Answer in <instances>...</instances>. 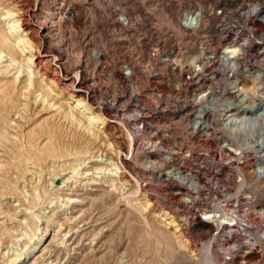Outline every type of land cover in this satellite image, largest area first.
I'll return each instance as SVG.
<instances>
[{"label": "rangeland", "instance_id": "rangeland-1", "mask_svg": "<svg viewBox=\"0 0 264 264\" xmlns=\"http://www.w3.org/2000/svg\"><path fill=\"white\" fill-rule=\"evenodd\" d=\"M41 1L0 0V23L4 25L8 16L14 17L20 22L18 33L25 35L32 30L34 33ZM87 1L91 0H58L59 9L54 10L62 19L58 32L64 36L69 51H79L85 72L86 67H91L87 78L76 80L75 95L101 117L103 129L95 138L89 139V135L87 138L82 129L59 117V108L55 110L43 103L36 96L39 90L27 97L18 94L13 101L16 108L7 107L2 113L0 122L5 118L2 128L6 139L0 137V182L14 180L16 187L0 194V263L7 255L21 251L25 241H31L33 228L28 227L36 224L39 230L47 226L46 242L40 251L31 250L16 264H264V0H194L202 5L203 11L220 15L219 18L205 26V18L196 10L199 30L191 38L174 35L171 43L179 47L204 45L198 76L191 68V82L180 81L175 78L177 69L167 66L163 71L151 65L141 69L146 78L141 80L139 88L132 82L126 88L123 85L127 82L114 79L121 71L119 65L127 58L147 60L145 52L150 48V40L138 30L130 40L122 33L125 22L119 15L124 5L121 2L105 0L101 6L94 2L91 7L96 0L89 4ZM145 5L149 11L147 5L151 4ZM9 10L10 14H5ZM168 10L161 3L160 15L154 17L157 21L160 17L170 27L176 18H169ZM142 15L136 18L140 20ZM165 24L162 27L166 29ZM101 27L105 29L99 34ZM148 27L154 30L153 23L149 22ZM91 28L98 36L108 38L111 61L104 64L98 61L94 66L91 52L83 55L79 39L91 38ZM223 38H228L225 40L241 51L238 58H231L225 70L215 56L218 42ZM158 44L163 45V41L159 40ZM29 54L23 52L22 56L26 59ZM88 54L91 63L86 62ZM33 62L28 69L26 61L13 60L0 47V89L6 80L16 78L17 83L23 82L29 71L31 75L45 72L43 77L50 75L48 70H39V60ZM62 67L65 77L63 82L56 81L59 89L54 87L53 92L68 97L62 91L65 88L69 91L73 75L70 67ZM180 70L186 73L189 69L182 66ZM235 70L239 79L236 87L245 85L254 94L245 95L241 89L235 97L226 98L232 91L230 82ZM196 82L207 84L209 93L192 96ZM225 101L227 111L222 116L226 123L228 119L227 127L241 122L247 129H223L218 109ZM163 102L169 106L166 114L161 112ZM122 113L127 121L147 119L144 123L150 136L163 132L167 140L171 138L174 147L155 148L148 143L137 146L134 135L138 132V122L128 125L120 116ZM50 119L61 123L59 129L65 141L81 143L87 153L47 159L41 165L27 163L23 173L18 170L5 173L2 167L14 161L13 152L23 145L22 136L36 123ZM125 131L133 137L130 152ZM142 134L138 136L145 141L150 139ZM45 138H39L37 146H42L47 141ZM82 160H85L83 168L71 169ZM63 163L66 170L52 176ZM93 164L100 169L88 168ZM135 178L142 190L136 197L137 207L147 198L150 202L144 210L152 224L148 233L138 212L122 201L123 193L136 185ZM61 180H66L63 188ZM65 193L72 194L77 202L62 208L63 199L67 198ZM219 215L230 217V222L225 220L220 224ZM157 219L173 223L165 225ZM163 232L168 238L161 240L159 236ZM178 241L185 247L179 246Z\"/></svg>", "mask_w": 264, "mask_h": 264}, {"label": "bare ground", "instance_id": "bare-ground-1", "mask_svg": "<svg viewBox=\"0 0 264 264\" xmlns=\"http://www.w3.org/2000/svg\"><path fill=\"white\" fill-rule=\"evenodd\" d=\"M57 1L58 0H42L41 1L42 5L39 7V10L37 12V17H36V23H37L36 28L37 29H34L35 34L32 33L33 30L29 34L26 33L25 35L18 33L20 31L17 30V28L19 29L20 22H19V20H14L13 19L14 17L12 18V17L8 16L9 20L7 22L4 21L5 22L4 25H2V23H0V47L2 49H6L7 53L10 55V57L13 60L18 59L19 61L20 60L26 61L28 64L27 65L28 69L31 66V64L34 63L33 60H39V63H37V65H39V67L41 68L39 70H44V71L48 70V72L50 73V75H48V76L51 78L48 80L47 79L48 76L43 77V75H46V72L43 75L38 76L37 75L38 73H36V74L33 73V75H31V73L29 71V72H27V75H24V76H26V78L23 82H21L19 80V83H17L18 80L16 82V78L14 80H9V81L6 80L4 83L5 86L3 84L2 89H0L1 90L0 91V116L7 109V107L8 108L10 107V110L11 109L14 110V108H16L15 105L13 104V101L15 102L16 96L18 94L19 95L22 94L23 96L27 97L28 94L31 95L35 91L39 90L40 92L36 96H40L39 99H42V102L43 103L45 102V104H47L48 107H55V110L57 108H59L60 113L58 115L61 119H63V121L65 120V121L69 122L71 126H74V128L82 129L85 132V134L87 133L86 134L87 138H89V137H90L89 139L95 138L96 135H98L97 133H99L103 129L102 128L103 121H102L101 117L99 115H97V113H95V111H93L88 105H86L85 102L81 98H79V97H77V95H75L76 91H78L77 90L78 88L76 85V82H77L76 80L80 81L82 78H85L86 72H85V69H83V66L81 63V58H80L79 53H78L79 51L78 52L76 51V53H74V52L71 53V51H69V48H68L69 46L67 47L66 40L64 39V36L62 34H60L61 32H58V29L61 26V20L62 19L60 16H58V14H56V12L54 10V9H59L58 8L59 4L57 5V3H58ZM102 1L103 0L93 1V3H91V7L95 3H98L99 6H101L102 5L101 3H103ZM179 2H180V0H179ZM179 2L177 4H172L169 2H165L164 0L162 1V3L164 5H167L169 7L168 11H170L169 13H171V15H170L171 17H169V18L175 17L176 19H178L179 22H181L182 20L187 21L188 18L191 19L192 16L188 17V15H189L188 12L190 9L188 7L189 5L186 4L187 6H185V5L183 6V3L181 4ZM148 6L150 8L148 9L149 11H147V12H149V14H151V12H153L154 9L151 7V5H147V7ZM173 6H174V8L171 10V8ZM144 7L146 9V5ZM175 9L176 10L178 9L177 11H180V12H176ZM10 11L11 10L6 11L5 14H7V15L10 14L9 13ZM169 13H168V15H169ZM98 15H99V13H98ZM144 15L145 14H143L140 17V20L144 19ZM209 16H211V15H208V14L206 15L207 19L210 18ZM58 17H59V20H57ZM167 18H168V16H167ZM99 19L101 20V18H99ZM162 20L159 17L158 22H156V25L165 24V23L161 22ZM57 21H59V22H57ZM95 22H97V18H95ZM9 23H10V25H9ZM166 26H168V25H166ZM170 27H175V24L170 25ZM23 31H24V29H23ZM180 32H182V31L176 30V33H178L179 36H182V33H180ZM222 46L225 49H223ZM229 47H232L230 49V51L228 49ZM219 48L224 50V51L226 50L227 53H230V54L232 53L231 55H233V53L236 54L239 52L238 51L239 49L237 48V46H234L233 44H231L230 41H227V40L220 41L219 42ZM81 49H82V47H81ZM23 52L25 54H27V52L30 53L29 56L26 57V59H24L22 56ZM44 52H45V54H43ZM198 52L199 51L196 48L188 51L185 55L186 61L191 62L196 58L193 62H191V64H195L196 60L198 58V55H199ZM194 55H196V57ZM47 56H49L48 59L46 58ZM91 58H92L91 55L88 54V56L86 58V62L91 63V61H92ZM62 66L66 67L67 69H69L68 67H70V69L72 70V73L71 72L70 73L73 75V81H72L71 85L68 87L69 91L67 90V88H65V89L63 88L64 90L62 91V94L64 93V94L68 95V97H65V96L60 97L61 95L58 96V93L56 94L53 92L54 87L58 88L56 81L60 80L63 82V78L65 77V75L62 72V69H63ZM242 88H243V90L244 89L246 90L245 85ZM207 89H208V87L205 84H198L194 88L193 96L195 93H197V95H204L205 92L207 93ZM22 90H24V92ZM246 91H247V93H252V91H250V90H246ZM19 98H21V97H19ZM55 98H56V100H55ZM53 99L55 100V102L51 103L50 101L51 100L53 101ZM45 104H43V106H42L43 109L46 108ZM219 116H220V119L223 120V124H224L225 119L223 118L222 113H219ZM58 122L59 121H56L55 119L54 120L50 119L48 121L46 120V121L40 122L38 124L36 123L35 127L31 128L27 133H25L22 136V138L20 139V141L24 140L23 145H18V148H17L18 152H16V153L13 152L14 161H12V163L7 167L1 166L2 169L5 170V173H8L9 171L12 172L13 170L14 171L18 170V171H21V173H23L27 169L26 168L27 163H33V164L35 163L36 165H41L47 159H51V160L56 159V158L60 159V158H65L69 155H80L82 153L83 154L87 153V151L84 150L85 147L83 148L81 143L71 144L69 141H65V139H64L65 136L63 135L61 129H59L61 123L59 124ZM227 122H228V119H227ZM3 123H5V118H3L0 122V137L6 139V135H5L3 128H2ZM225 124H226V122H225ZM242 126H244V124H237V126H235L236 128L233 131H242V130L247 129L246 126H244V127H242ZM238 128H241V129H238ZM227 129H228V127L226 128V130ZM85 134H84V136H85ZM88 135H89V137H88ZM124 135H125L126 140H127L128 151L130 152L132 149L131 140L133 139V137L130 135H132V133L129 134L128 132H126V133H124ZM43 136L47 137V138H45V140L47 139V141L42 146H39V145L37 146L36 141ZM131 137H132V139H131ZM41 143H40V145H41ZM126 156H128V154H126ZM84 163H85V160H82L76 167H72L71 169L75 170L78 168H83ZM65 167H66L65 163L61 164L60 166H57L55 168L54 172L52 173V176L55 177L56 175L63 173V171L66 170ZM98 167H95L93 164L88 168L100 169ZM80 174H82L81 176H83V174H85V172L82 171V173H80ZM77 177L78 176L76 174V178ZM17 178H18V176H17ZM17 178H16V180H17ZM109 181L111 182V180H109ZM135 181H136L135 182L136 185L134 187H132V189H129V191H126L125 193H123V195H122L123 200L122 201L127 207L133 208L135 210V212H138L137 214H139V216L141 217L142 227H143L145 233H148L151 231L152 224H151L150 220L147 218V216L145 215L144 210H145V208H147L150 205L149 200H147L149 198H147L143 204H141L139 207H137V204L135 203V201H138V200L136 199V197L140 193L139 191H142V190H140V184L138 182V179L135 178ZM65 182H66V180H64V181L61 180V184H62V186H60L61 188H63V184H65ZM51 184H52V182H51ZM95 184L96 183H94L93 185H95ZM111 185H112V183L110 184V186ZM15 187L16 186H15L14 180H9V181L3 180L0 182V194L3 195L7 191H10V190L14 189ZM70 188H71V185H70ZM65 190H68V189H65ZM65 194L67 196H64V197H67V198L66 199L62 198L64 200L62 208H65L69 204L71 206H73L74 203L77 201L73 197L70 196L72 194H69V193H65ZM206 213L207 212L203 213V215H206ZM206 218H210V216H208ZM229 218L219 215V218H218V219H220L219 223L221 224V223H224L225 220H228V221L231 220ZM158 221L160 223L164 222L163 220L162 221L158 220ZM202 221L203 220H201V222ZM216 222L218 223V221H216ZM172 223L173 222L171 220H169L167 223L164 222L165 225H167V224L171 225ZM28 228H33V233L29 237L31 239V241H25L23 243V246L25 245V247L24 248L22 247L21 251L12 253L11 255H7L6 259L3 260L0 264H16L20 259L24 258L25 254H27L28 252H30L31 250H34L36 248H38V250H39L42 247L41 245L44 242H46L47 237H45V235L48 232L47 226H44L43 228H41L39 230V226H36V224H33L31 227H28ZM36 228L39 231L36 232L34 230ZM25 235H26V230H25ZM44 237H45V239H44ZM167 238H168V235L165 232L161 233L159 236V239H161V240L162 239L164 240ZM178 245L181 247H185V244H183L182 241H178Z\"/></svg>", "mask_w": 264, "mask_h": 264}, {"label": "built area", "instance_id": "built-area-1", "mask_svg": "<svg viewBox=\"0 0 264 264\" xmlns=\"http://www.w3.org/2000/svg\"><path fill=\"white\" fill-rule=\"evenodd\" d=\"M92 1L93 0L87 1V4L91 3ZM104 1L105 0H103L102 2H104ZM162 1L163 0H106V2H109V3L117 4V3L121 2L122 4H124L123 6L120 7L121 10L119 12V15L121 16V20H123V22H125V26H124L125 28L122 31V33L125 34L127 39H129V40L132 39L133 38V32L135 30H138L140 33H143L146 35V40H147V38H148V40H150V48H148L145 52L147 55V60L142 59V61L141 60L137 61L136 59H133L130 57V58H127L123 63H121L119 65L120 70H121L120 73L117 75V77L119 79L115 78L114 80H116V82H119V83L121 80L124 82H127L126 85L125 84L123 85L126 88H128V86H129L128 83H131V82L133 84H136L137 88H139V84H140L141 80H143V78L144 79L146 78V75L144 73L145 71L144 72L142 71L143 68H150L151 65L155 66L158 69L160 68L163 71H165L164 67H167V66H170L171 68L177 69L174 72L175 78L179 79L180 81L185 80L187 82H191V68H193V73L198 76L197 69L200 68L199 57H200L201 51L204 50V45L202 43H200L198 46H195V47L194 46L191 47V45H186L183 47L182 46L181 47L174 46L171 43L172 36L175 35V38L177 36V37L184 38V39L185 38H191V35L199 30L201 24L198 20L196 10L200 11L201 18L202 17L205 18L203 20V22L205 23L204 24L205 26L208 23H210L212 21L214 22L215 20H217V18H219L220 15L208 14L207 12L202 10V5L200 3L195 2L194 0H180V2H179V0H164L165 2H169L172 4H177L178 2L181 4L183 3V6L185 4H188L189 5L188 7L190 8L189 12H188V14H189L188 17L192 16L191 19L188 18L187 21L182 20L181 22H179L176 19L175 27H168L167 26L165 29L162 27V24L156 25V22H158V21L155 20L156 18L154 17L155 15L159 14ZM148 3H150L151 6L154 7V12H151V14H149V12H147V10L144 7L145 4H148ZM157 4L160 5L158 8H156ZM128 13H130L131 15L133 14L134 17H132L133 15L131 16ZM140 14H145L143 20H139L138 18H136L137 15H140ZM207 14L211 15V17L209 19H207V17H206ZM149 22L154 24V27H153L154 30L152 28L148 27ZM135 24H137L138 27ZM164 26H166V25H164ZM104 29H105L104 27H101L99 34H101L102 30H104ZM206 29H208V27H206ZM176 30H181L183 35L179 36V34L176 33ZM91 32L93 34V36L91 38L88 37L85 41L84 40L82 41V39H79L80 43H81L83 55L85 54L86 51H90L92 57L95 59L94 66L98 63V61H100V63H102V64H104L103 62L106 63L107 61H111V59L109 58V54H108V48L110 46V42L108 41V38L107 37L102 38L101 35L98 36L96 33L97 31L95 29L91 28ZM225 39L229 40L228 38H223L220 41L225 40ZM159 40L163 41V45L158 44ZM97 42H99V44ZM219 42L217 45V50L215 52V56L220 61L219 65H221L222 69L225 70V69H227V66L230 64L231 58L235 57V56L238 58L241 51H239L238 54L232 56V55H230V53H227V51H224V50L219 48ZM195 48L198 49L199 55H198V58L196 60V63L191 64V62L186 61L185 55L188 51H190L191 49H195ZM241 48H242V46H241ZM146 61H147V63H146ZM112 64H113V62H111V65ZM182 66L187 67L189 70L186 73L184 71H181L180 68ZM107 67L110 68V66H108V65H107ZM88 68H91V67H86L85 78L88 77V73H87ZM161 70H159V71H161ZM187 73H189V76H187ZM237 73H238L237 70H235V72L232 73L233 79L230 82L232 91L230 92L229 95H226V98H228V97L233 98V97H235V95L238 94V92L241 89L243 90L242 86L236 87L237 82L239 81ZM92 81H94V79ZM198 84H205V83L196 82L192 88V96H193L194 88ZM205 85L207 86V84H205ZM209 91L210 90L208 88L207 93H205L203 96L208 94ZM129 92L131 93V90H129ZM140 92H142V91H140ZM254 92L247 93V91L244 89L242 93L245 95H251V94H254ZM190 95H191V90H190ZM137 99L141 100V93L137 96ZM226 101L224 103H222L220 108L218 109L219 113L224 114V112L227 111ZM161 106H162L161 112H163L164 114L168 113V111H169L168 103L163 102V103H161ZM120 116H123L125 118L126 123L128 125H130V124L135 125V124H133L134 121L138 122L137 129L139 132H137L134 135V137H136V139L139 143L137 146L140 147V145L148 143L150 146H155V148L167 147L169 145L171 148L174 147L173 146L174 143L172 141H170L171 138H169L167 140V138L163 136V132H162V134H156V135L150 136L149 132L146 131V127H145L146 124L144 123V121L145 120L147 121V119H139V120L132 119L130 121H127L126 114L122 113ZM237 124H241V122L231 123L230 127H228V128H230L231 130H234L236 128L235 126H237ZM227 126H228V122L226 124H223V128H226ZM171 132L174 133V129H172ZM140 133H143L142 136H144V137L146 136L147 138H150V139L148 141H145L144 139H142L138 136ZM142 142H144V143H142Z\"/></svg>", "mask_w": 264, "mask_h": 264}]
</instances>
